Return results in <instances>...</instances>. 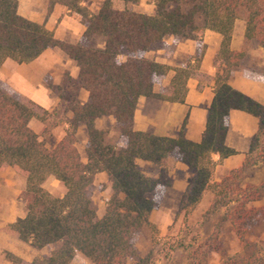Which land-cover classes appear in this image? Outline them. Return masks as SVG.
<instances>
[{
    "label": "trees",
    "instance_id": "trees-1",
    "mask_svg": "<svg viewBox=\"0 0 264 264\" xmlns=\"http://www.w3.org/2000/svg\"><path fill=\"white\" fill-rule=\"evenodd\" d=\"M46 1L48 14L61 5L81 19L86 27L85 45L61 41L45 24L22 17L19 0H0V69L7 60L29 64L45 51L59 48L76 62V84L89 93V100L81 109H73L66 135L49 148L30 126L31 121L42 119L41 108L19 100L0 82V171L11 167L26 181L20 196L26 216L10 224L7 231L33 248L51 249L31 264H71L79 253L92 264H127L137 258L135 239L145 226L155 229L150 217L160 201L159 182L146 175L138 162L161 165L175 151L193 172L179 214L188 218L204 196L212 193L217 199L241 201L239 212L231 217L235 226L264 217V205L253 204L259 197L248 194L250 186L232 188L230 183L247 166L246 161L239 170L215 180L217 166L237 154L225 143L230 113L250 114L259 120L257 134L264 129V105L231 85L233 72L241 67L247 52L264 48V0H150L155 6L152 15L118 8V2L137 5L141 0H104L96 13L80 0ZM238 20L245 22V44L243 50L233 51L231 41ZM206 31L220 34L222 41L214 98L201 142L135 130L141 97L185 103L188 81L197 75L202 51L199 49L193 65L182 67L156 62L147 53L168 36L197 41L204 49ZM170 71L174 76L167 91L155 94V78ZM109 117L116 122L114 136L110 129L97 127L99 120ZM81 123L88 135L87 163L76 146ZM252 151L253 144L246 159ZM214 154L219 155L218 161ZM98 173L107 174L112 190L102 217L93 200ZM51 177L65 187L63 196L56 197L45 188ZM6 257L11 264H24L10 252Z\"/></svg>",
    "mask_w": 264,
    "mask_h": 264
},
{
    "label": "crops",
    "instance_id": "crops-1",
    "mask_svg": "<svg viewBox=\"0 0 264 264\" xmlns=\"http://www.w3.org/2000/svg\"><path fill=\"white\" fill-rule=\"evenodd\" d=\"M89 8H92V6L90 5ZM95 9H99V7H95ZM18 13L28 20L45 24L48 29L54 31L57 39L64 42L78 44L86 30V27L81 23V19L69 14L64 6L56 5L53 11L48 14V2L46 0H19ZM244 34L245 22L238 20L231 41V49L233 51L243 50L245 44ZM221 41L222 37L220 34L206 31L202 40V45L205 46L204 49L200 48L197 41L184 40L178 45L173 56L155 60L171 67L193 65L199 49L202 51L197 75L188 81V93L185 103H169L156 98L141 97L135 111V130L150 132L157 136L168 138L183 136L191 142H201L206 129L208 110L214 98L213 85L217 68L220 65L218 55ZM248 59L254 61L255 69L246 68L245 64ZM262 68H264V48L254 47L247 52L241 67L234 70L231 85L234 89L264 105V74L261 72ZM78 75L79 68L76 62L59 48L45 51L38 59L29 64H17L12 60H7L0 69V82L14 95L29 99L45 111L52 112L57 109L58 112L66 115V119H63L52 130L54 142L53 145H46L49 148L57 145L66 135V131L69 128L67 119L73 118V108L81 109L89 100V93L76 84ZM66 76L69 79L67 84L64 81ZM173 76L174 72L170 71L164 77L162 88L155 84L154 93H165ZM49 84L54 86L62 85L63 94L53 92ZM71 104L72 107L70 106V108L69 105ZM109 119H112L113 126H115V119L113 117H109ZM102 120L97 122L99 129L101 128L100 123ZM227 125L228 132L225 143L228 147L237 151V154L227 158L222 164L217 166L215 172L216 181L221 180L218 177L219 169L227 173L243 164L259 131V120L250 114L238 110L230 113ZM30 126L41 140V135L45 131L46 125L40 120H33ZM116 134L114 130L111 131L112 136ZM76 136V146L81 159L84 163H87L85 148L88 142V135L84 123L78 126ZM82 151H84L85 156H83ZM173 157L177 161L173 172L170 174L172 179L171 192L178 194L181 198L186 192L193 174L189 167L182 162L178 151L171 154L165 162H170ZM213 158L218 161L219 155L214 154ZM138 165L139 168L158 166L146 161H139ZM177 171L185 175L183 179H176ZM143 172L154 178L151 173ZM8 173L17 174L8 166L0 171L1 177H5ZM51 179L55 178L51 177L49 180ZM55 181L57 180L55 179ZM57 182L60 183L59 181ZM46 183L45 188L50 193H53L46 186ZM100 183L108 185L107 190L102 194L103 199L100 201L99 211H97L99 217H102L112 195L106 173H98L95 176V186ZM25 184L26 181L24 179L20 190L4 186L1 192L7 194V196L0 199V264H9L7 260L2 258L1 252H10L20 257L25 263L31 264L36 257L45 256L51 251L49 248H33L29 243L22 242L17 236L7 231V227L10 224L26 216V209L20 199L21 193L25 189ZM95 199L93 197L94 201H96ZM71 264L92 263L79 253Z\"/></svg>",
    "mask_w": 264,
    "mask_h": 264
},
{
    "label": "rangeland",
    "instance_id": "rangeland-1",
    "mask_svg": "<svg viewBox=\"0 0 264 264\" xmlns=\"http://www.w3.org/2000/svg\"><path fill=\"white\" fill-rule=\"evenodd\" d=\"M80 1L92 13L98 12L104 2V0ZM90 5L92 8H89ZM95 7H99V9H95ZM118 8L147 15H152L155 11V6L150 0H141L137 5L118 2ZM71 15L76 16L75 14ZM182 41L184 40L168 36L163 42L155 44L146 57L154 61L171 57ZM79 44L85 45L83 38ZM124 60V57H120V61ZM246 62L247 69H255L253 60L248 59ZM261 72L264 74V68ZM164 77H156L155 84L162 88ZM64 81L65 84L69 83L67 76ZM49 87L53 92L63 94L62 85L49 84ZM14 96L23 102L30 101L24 97ZM70 106L72 107V104ZM38 112L42 116L40 121L46 125L41 140L46 145H53L52 130L63 119H66V115L58 112L57 109L48 112L41 108ZM111 120L104 118L100 123V129L112 131L114 126ZM67 121L70 127L72 119H67ZM253 141L252 154L247 159L245 158L247 166L244 170L239 171L230 183L232 188L238 184L243 188L250 186L247 189L248 194L250 197H259L253 203L259 208L264 205V129L262 133L257 134ZM82 153L85 156L84 151ZM176 161V158L173 157L170 162L140 168L151 173L159 182L157 191L160 201L154 207L150 217V222L155 229L145 226L141 230L135 239L138 257L130 259L127 264H264V217L256 216L253 221L243 227L235 226L231 222V217L239 212L241 201L233 202L229 200V197L217 199L212 193H207L197 209L188 218H185L183 213L179 214L182 197L180 198L178 194L171 192L172 179L170 175L175 168ZM242 165L233 170H239ZM219 170L218 177L221 180L232 171L225 173L221 169ZM191 173L193 174L192 171ZM184 176L183 173L176 172V179H183ZM23 182L24 179L18 174L8 173L5 177L0 175V199L7 196V194L1 193L4 186L20 190ZM46 186L56 197H61L66 191L65 187L55 179L49 180ZM107 187L108 185L105 183L96 186L93 197L96 198L94 204L97 211H99L100 201L103 199L102 194L107 190ZM240 198L242 200L245 197ZM6 253L1 252V256L11 264ZM24 264L28 263L24 262Z\"/></svg>",
    "mask_w": 264,
    "mask_h": 264
}]
</instances>
